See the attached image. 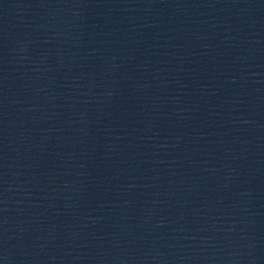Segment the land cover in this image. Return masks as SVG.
I'll return each mask as SVG.
<instances>
[{"label": "water", "instance_id": "95a60500", "mask_svg": "<svg viewBox=\"0 0 264 264\" xmlns=\"http://www.w3.org/2000/svg\"><path fill=\"white\" fill-rule=\"evenodd\" d=\"M259 58L264 67V0H244Z\"/></svg>", "mask_w": 264, "mask_h": 264}]
</instances>
